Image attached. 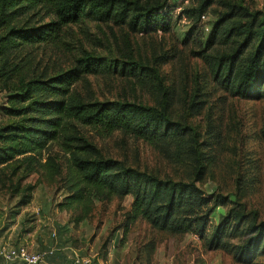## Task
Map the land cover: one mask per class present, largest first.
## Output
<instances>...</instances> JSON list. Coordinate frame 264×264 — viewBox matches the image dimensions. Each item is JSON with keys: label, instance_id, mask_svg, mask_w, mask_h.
Returning <instances> with one entry per match:
<instances>
[{"label": "trees", "instance_id": "obj_1", "mask_svg": "<svg viewBox=\"0 0 264 264\" xmlns=\"http://www.w3.org/2000/svg\"><path fill=\"white\" fill-rule=\"evenodd\" d=\"M169 2L0 0V92L8 94L7 107L2 108L6 120L0 121V171L6 167L10 177L38 174L56 183L57 191L64 192L56 207L75 224L85 221L96 203L131 197L130 208L123 214V236L143 221L170 236H196L208 249L230 254L237 264H253L264 256V221L256 213H247L244 205L220 194H207L199 185L211 166L207 155L218 135L214 130L208 135L209 122L202 132L185 119H172L173 94L148 66L109 65L86 50H80L66 68L50 59L43 63L37 56L48 49L61 52L66 30L85 21L110 23L130 33L146 28L168 32ZM213 5H222L223 10L216 14L205 45L196 55L223 92L263 100L264 16L235 2L196 0L193 6L182 8L176 20L196 23ZM111 72L153 86L155 105L96 100L88 78ZM183 105L190 119L203 109L194 100L186 99ZM88 132L100 138L117 132L123 138L140 140L182 171L176 179L161 178L106 158L89 140ZM259 137L264 140V129ZM32 189L27 186L24 192ZM27 198L23 196L20 203L26 204ZM226 206L227 212L211 226L215 210ZM50 249L49 264L72 263L66 254L58 255L55 263L57 251Z\"/></svg>", "mask_w": 264, "mask_h": 264}, {"label": "rangeland", "instance_id": "obj_2", "mask_svg": "<svg viewBox=\"0 0 264 264\" xmlns=\"http://www.w3.org/2000/svg\"><path fill=\"white\" fill-rule=\"evenodd\" d=\"M235 2L264 16V0H220ZM196 0H170L171 28L168 32L149 29L130 33L125 27L110 23L85 21L69 27L60 44L61 52L48 49L37 56L66 68L80 50L104 58L109 65L140 63L153 69L173 99L170 116L187 120L198 131H205L208 122L218 135L209 150L211 166L199 184L207 194H220L230 202L244 205L247 213H256L264 221V99L247 100L229 96L210 77L205 63L197 52L203 49L216 14L222 5H213L196 23L177 16L182 8ZM127 66V65H125ZM88 84L98 101H128L145 106L155 105L157 90L120 77L117 73L98 74L88 78ZM156 92V93H155ZM8 94L0 92V121L6 117ZM194 100L203 109L191 119L185 113L184 101ZM106 158L116 159L142 172L161 178H173L182 170L162 158L144 142L123 138L119 133L100 138L87 133ZM184 170V169H183ZM6 167L0 171V246H25L31 251L56 249L58 255L88 257L92 264H237L230 254L210 250L193 235L170 236L152 230L138 221L125 236L121 225L123 214L132 199H113L110 203H96L92 214L75 224L70 215L57 209L64 196L56 183H48L41 175L20 179L10 177ZM239 178V184L236 180ZM19 185L18 192L14 188ZM27 186H33L24 192ZM23 196L28 197L21 204ZM227 206L217 208L212 225L227 212ZM233 243H237L234 240ZM62 263V261H61ZM253 264H264V256Z\"/></svg>", "mask_w": 264, "mask_h": 264}, {"label": "built area", "instance_id": "obj_3", "mask_svg": "<svg viewBox=\"0 0 264 264\" xmlns=\"http://www.w3.org/2000/svg\"><path fill=\"white\" fill-rule=\"evenodd\" d=\"M53 253V249L44 251H31L25 246H0V260L2 264L17 262L19 264H49L47 259ZM71 264H90L91 260L88 257H81L73 252L68 256Z\"/></svg>", "mask_w": 264, "mask_h": 264}, {"label": "crops", "instance_id": "obj_4", "mask_svg": "<svg viewBox=\"0 0 264 264\" xmlns=\"http://www.w3.org/2000/svg\"><path fill=\"white\" fill-rule=\"evenodd\" d=\"M68 256V255H67Z\"/></svg>", "mask_w": 264, "mask_h": 264}]
</instances>
